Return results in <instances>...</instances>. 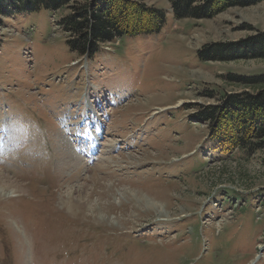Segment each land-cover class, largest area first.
Segmentation results:
<instances>
[{"label":"rangeland","instance_id":"374dc122","mask_svg":"<svg viewBox=\"0 0 264 264\" xmlns=\"http://www.w3.org/2000/svg\"><path fill=\"white\" fill-rule=\"evenodd\" d=\"M133 1L163 10L162 29L122 35L90 58L57 26L66 8L1 19L0 145L17 147L0 160V181L16 191L0 196V264H264V152L225 149L194 116L243 89L226 74L264 73L261 59L197 56L264 31V1L205 19L175 18L167 0ZM87 88L119 102L101 98L96 143V126L77 124ZM75 148L82 161L60 168ZM80 183L102 212L59 203Z\"/></svg>","mask_w":264,"mask_h":264},{"label":"trees","instance_id":"16d2710c","mask_svg":"<svg viewBox=\"0 0 264 264\" xmlns=\"http://www.w3.org/2000/svg\"><path fill=\"white\" fill-rule=\"evenodd\" d=\"M167 1L175 18L205 19L229 7L252 6L264 0ZM63 8L68 11L57 26L67 34L68 48L86 57H91L101 44L122 35L157 33L165 22L163 10L133 0H0V22L6 17ZM197 56L203 61L264 60V31L257 30L237 41L208 43L198 49ZM223 81L243 89L224 93L217 105L202 106L194 116L207 124L210 139L225 149L264 152V73H228ZM206 95L213 97V90L206 91Z\"/></svg>","mask_w":264,"mask_h":264},{"label":"bare ground","instance_id":"6f19581e","mask_svg":"<svg viewBox=\"0 0 264 264\" xmlns=\"http://www.w3.org/2000/svg\"><path fill=\"white\" fill-rule=\"evenodd\" d=\"M92 89H94V88H92ZM98 90H92V91H90V88H87V93H86V95H85V97H86V102H85V106L87 107V112H86V115L83 117V119L79 122V123H77V124H79V125H83L84 123H85V121H86V123H85V125L87 124L89 127H92V126H96V131L93 133V132H91L92 130L91 129H89V132L91 133V139L90 140H88V143H96V141H98L100 138H101V136L100 135H103L102 133H103V130H102V122H103V119H102V116H101V113H99L98 111H100L99 110V107H101V98L102 97H104V100H107V101H109V106H116L117 104H119V102H116V103H112V101L114 102V97H110V98H108L107 99V95L106 94H109V92H107V91H101V93H103L104 95H102V96H99V95H97V94H100L99 92H97ZM97 93V94H96ZM106 93V94H105ZM112 94V93H111ZM90 96V97H89ZM100 98V99H99ZM96 99H99V101H97L96 103H94V101L96 100ZM102 109V108H101ZM96 110H98V111H96ZM104 110V109H103ZM68 118V117H67ZM71 118V116L69 117V119ZM76 124V123H75ZM70 126H71V124L69 123L68 125H67V128L69 129L70 128ZM105 133V132H104ZM10 137V136H9ZM9 137H7V139H9V140H12V139H10ZM5 139V138H4ZM13 139H14V137H13ZM113 140V139H112ZM14 141V140H13ZM3 143V142H2ZM114 144V143H113ZM68 146V145H67ZM10 147H14V148H10ZM17 146L16 145H0V160L2 161V158L3 157H9V153L10 152H12L15 148H16ZM95 148V147H94ZM93 148V149H94ZM64 150V149H63ZM75 150L77 151L76 153H75V155L77 156V158L76 159H74V160H67L66 162L64 161V163L62 162L61 164H60V168H62L63 166H64V164H66L67 162H72V164L73 163H80L81 161H82V158H80V156H79V152H80V155L83 153V150L82 149H79V148H75ZM65 154L66 155H68L70 158H72V156H71V150L70 149H66V152H65ZM73 155V154H72ZM75 156V157H76ZM105 159L106 158H99L98 159V166H106L105 165V163L103 164V162L105 161ZM100 162V163H99ZM4 162H1V164L0 165H4L3 164ZM6 163V162H5ZM10 164V163H9ZM100 164V165H99ZM7 165V164H6ZM69 165V164H68ZM45 166V165H44ZM98 166H96L97 168H99ZM40 167V166H39ZM95 167V168H96ZM0 170H1V166H0ZM69 178V177H68ZM65 182H67V181H65ZM14 183V182H13ZM0 184H2L3 185V187H0V196L1 195H8V194H10V193H15L16 191L15 190H10V191H8L7 192V187L10 185V184H8L7 182H5V180H1L0 181ZM69 185V182H67V184H66V186H68ZM14 186V185H13ZM17 187V186H16ZM69 187V186H68ZM25 188V187H24ZM83 188V185H81V183L80 184H78V185H74L73 187H71V191H73V195L72 194H68L66 197H65V199H61V200H59V203L62 205V206H65L66 208H71L72 206H75V205H77V206H81V205H86V207H88V208H90V209H92L93 210V212H96L97 211V209H98V211L100 212L101 210H102V208L101 207H91V205L90 204H88V202H87V200H88V198L86 197L87 195V193L86 192H84V188ZM107 188V187H106ZM16 189H18V188H16ZM69 191V190H68ZM70 191V192H71ZM21 192V191H20ZM84 192V193H83ZM86 193V194H85ZM74 195H76V197H73ZM138 199H140V200H143V199H141V198H138ZM58 201V200H57ZM151 207H154L155 209H157V210H159V211H163V209H162V206L160 205V203H155V202H153V203H148ZM95 206V205H94ZM78 208V207H77ZM80 209V208H79ZM78 209V210H79ZM104 209V208H103ZM80 211V210H79ZM104 211V210H103ZM102 212V211H101ZM80 217V216H79ZM84 217H86V216H84ZM159 218H163V217H159ZM166 218V217H165ZM85 219V218H84ZM100 219V220H99ZM98 220H99V222H107V219H106V215L105 214H103L102 213V215L98 218ZM18 221V220H17ZM108 222H110V221H108ZM13 223V222H12ZM17 228H18V232L19 233H24V229L21 227H18L17 226ZM23 231V232H22ZM21 237H24L25 238V236H24V234H23V236H21ZM263 245H264V242H263V244H261V246L260 247H263ZM55 256V255H54ZM249 264H253L252 262H249Z\"/></svg>","mask_w":264,"mask_h":264}]
</instances>
